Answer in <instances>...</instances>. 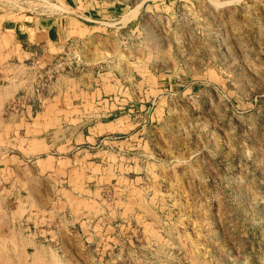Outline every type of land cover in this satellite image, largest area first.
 Wrapping results in <instances>:
<instances>
[{"label": "rangeland", "instance_id": "rangeland-1", "mask_svg": "<svg viewBox=\"0 0 264 264\" xmlns=\"http://www.w3.org/2000/svg\"><path fill=\"white\" fill-rule=\"evenodd\" d=\"M101 1L121 8L103 45L130 61L114 72L163 94L131 134L79 150L91 164L72 175L40 165L53 151L27 150L21 127L1 135L0 264H264V0ZM31 64L9 71L22 80L4 116L39 112L55 74L37 82Z\"/></svg>", "mask_w": 264, "mask_h": 264}, {"label": "crops", "instance_id": "crops-1", "mask_svg": "<svg viewBox=\"0 0 264 264\" xmlns=\"http://www.w3.org/2000/svg\"><path fill=\"white\" fill-rule=\"evenodd\" d=\"M107 2L64 0L61 6L50 5L58 12H42L40 7L9 9L0 1V137L16 134L17 126L21 127L19 141L27 143V150L37 141L35 147H30L32 150L53 151L40 163L47 170L57 172L64 167L65 172L72 175L80 167L91 164L85 158H78L79 150L86 152V144L100 141L105 137L103 134L134 131L137 118L145 121L150 117L149 102L155 103L163 94L164 88L159 81L151 84L148 78L134 80L130 74L117 76L114 72L117 65L124 67L122 63L130 60H116L111 49L103 45L105 39L110 40L121 27L118 25L121 21H115L120 7ZM70 54L80 56L77 68L61 70L47 83L44 93L37 97L40 103L37 114L32 116L27 106L24 111L15 110L4 116V107L15 99L19 88L15 91L9 86L4 91L1 79L7 80L3 84L7 86L22 80L9 71L19 66L23 59L31 58L30 67L38 82L42 71L58 58ZM23 101L21 106L26 103L25 99ZM35 132L42 135L35 136ZM131 137L111 143L117 149L127 148L131 145L128 142Z\"/></svg>", "mask_w": 264, "mask_h": 264}, {"label": "built area", "instance_id": "built-area-1", "mask_svg": "<svg viewBox=\"0 0 264 264\" xmlns=\"http://www.w3.org/2000/svg\"><path fill=\"white\" fill-rule=\"evenodd\" d=\"M80 59V56L75 54L64 55L45 69V75L46 77H52L61 70L76 68Z\"/></svg>", "mask_w": 264, "mask_h": 264}, {"label": "bare ground", "instance_id": "bare-ground-1", "mask_svg": "<svg viewBox=\"0 0 264 264\" xmlns=\"http://www.w3.org/2000/svg\"><path fill=\"white\" fill-rule=\"evenodd\" d=\"M54 6V5H53ZM55 7V6H54ZM54 7H53V9H54ZM59 8V7H58ZM57 9V8H56ZM136 15V11H131L130 10V12L127 14V15H125V17H124V20H128L129 18H132V17H134ZM12 84V83H11ZM4 87H6V86H4ZM8 87H9V85H8ZM17 87V86H16ZM7 88V87H6ZM11 88V87H10ZM4 89V88H3ZM8 89V88H7ZM10 90V89H9ZM8 90V91H9ZM4 91H6L5 89H4ZM4 93V96L6 95V93L5 92H3ZM2 93V94H3ZM7 94H8V92H7ZM9 95V94H8ZM0 97H1V95H0ZM2 104V103H1ZM1 107V106H0ZM1 237V236H0ZM35 258V257H34ZM35 261V260H34ZM39 262V261H38Z\"/></svg>", "mask_w": 264, "mask_h": 264}]
</instances>
